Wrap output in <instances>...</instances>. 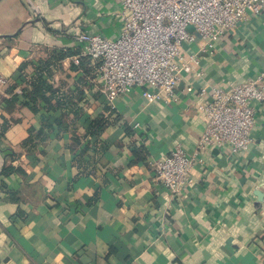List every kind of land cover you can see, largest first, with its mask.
<instances>
[{
    "label": "crops",
    "instance_id": "crops-1",
    "mask_svg": "<svg viewBox=\"0 0 264 264\" xmlns=\"http://www.w3.org/2000/svg\"><path fill=\"white\" fill-rule=\"evenodd\" d=\"M120 23L116 0H0V264H264V108L247 152H201L182 201L152 167L195 150L213 87L264 72V14L184 45L171 101L99 91L76 37Z\"/></svg>",
    "mask_w": 264,
    "mask_h": 264
},
{
    "label": "built area",
    "instance_id": "built-area-1",
    "mask_svg": "<svg viewBox=\"0 0 264 264\" xmlns=\"http://www.w3.org/2000/svg\"><path fill=\"white\" fill-rule=\"evenodd\" d=\"M116 1L121 23L115 38L85 32L76 37L82 55L97 64L98 89L109 101L135 90L155 91L154 99L175 100L183 74L192 73L197 64V57L188 55L184 45L199 42V53L212 51L248 14H264V0ZM263 79L264 72H260L242 83L213 87L209 100L198 107L204 126L195 150L189 154L177 147L153 162L154 180L171 199L186 197L192 169L202 163L205 148L232 154L248 151L253 143L255 112L264 108ZM185 91L193 94L196 89L188 86ZM138 128L139 124L133 126Z\"/></svg>",
    "mask_w": 264,
    "mask_h": 264
},
{
    "label": "water",
    "instance_id": "water-1",
    "mask_svg": "<svg viewBox=\"0 0 264 264\" xmlns=\"http://www.w3.org/2000/svg\"><path fill=\"white\" fill-rule=\"evenodd\" d=\"M188 30H189V31H192V28H191V27H189V28H188Z\"/></svg>",
    "mask_w": 264,
    "mask_h": 264
}]
</instances>
